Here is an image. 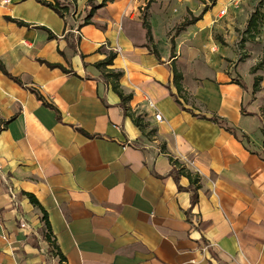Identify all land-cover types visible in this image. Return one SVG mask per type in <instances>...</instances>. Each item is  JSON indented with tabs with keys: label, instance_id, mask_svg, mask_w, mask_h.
Segmentation results:
<instances>
[{
	"label": "crops",
	"instance_id": "1",
	"mask_svg": "<svg viewBox=\"0 0 264 264\" xmlns=\"http://www.w3.org/2000/svg\"><path fill=\"white\" fill-rule=\"evenodd\" d=\"M68 1L61 18L0 0V60L22 83L0 72V264H264V67L251 73L264 15L248 37L252 0H153L158 60L143 47L147 0H93L87 25L88 0ZM201 13L171 51L176 26ZM180 169L198 178L194 206Z\"/></svg>",
	"mask_w": 264,
	"mask_h": 264
},
{
	"label": "trees",
	"instance_id": "2",
	"mask_svg": "<svg viewBox=\"0 0 264 264\" xmlns=\"http://www.w3.org/2000/svg\"><path fill=\"white\" fill-rule=\"evenodd\" d=\"M35 2L39 3L40 5H43L49 9H51L52 11H54L59 17L64 18L66 15H68L71 11V9L73 8L74 2H70L68 0H51V1H47V0H34ZM93 0H88L87 1V6L91 7L90 11L88 12V14L86 15L82 25H87L90 23V18L93 15L96 7L92 4ZM106 1L109 0H103V3H105ZM153 0H147L145 6L143 7L144 12L141 15V26L142 28L145 30L146 32V44L143 45V47L147 48V50L153 54L158 60H160L159 58V54L156 50V48L154 46H150V43L152 42V37H151V29H150V25L149 22L147 21V13L146 11L148 10L150 4L152 3ZM212 2V4H215V0H210ZM206 11V8L203 9L202 13H204ZM202 13L197 16H190L189 18H185L184 21L179 25L178 28H176L174 30V35L170 37V43H171V51L174 50V42H173V38L174 36H177L181 31H183L186 27L193 25L194 23H196L199 19H201ZM7 21L13 22L15 23L17 26L19 27H30L29 25L25 24L24 22L15 20V19H11L9 17L5 18ZM261 21V17L258 16V14L255 12L247 21L246 25H245V30L243 32V34H247L248 37H252L254 36L252 34V32L257 29L259 23ZM44 29V28H41ZM47 33H48V38L52 39L55 38V36L53 34H51L49 31H47L46 29H44ZM115 58V54H109L106 59L102 62H100L97 67H104L107 68L108 66L112 65V62ZM39 63L41 64H45L47 67L49 68H55V67H59V65H55V64H50L44 61H39ZM264 67V55L263 57L260 59V61H258V63L251 68V73L255 74L257 71L262 70ZM63 69V68H61ZM64 70V69H63ZM0 72L6 76L8 79H10L11 81H13L14 83L22 86L21 80L18 77H14L11 74H9L3 63L0 60ZM121 76V73H115L111 70H107V73L105 75V77H111L114 80H118L119 77ZM172 76H173V84L176 88L177 94H180L183 91L182 85H181V79H182V75L181 73L173 66L172 67ZM261 77L260 76H256L254 77V83H253V91L258 90V86L259 83L261 81ZM113 90L117 93V95L120 97L121 101H124V97L122 96V93L120 91L119 85L118 83H113ZM31 92L36 96V98L40 101L43 102V98L35 91V90H31ZM203 119H208L212 122H214L215 124L218 125H223L227 130H229V128H227L225 122L215 116L212 117H202ZM133 122L134 124L142 131L143 130V124L140 121L139 117H133ZM175 166H177V164L175 163ZM179 173V172H178ZM181 175H184L188 178L189 180V189L192 191V196H191V206H194L197 202V188H198V178L196 176H193L192 174H190L187 171H184L182 169H180V173ZM173 178L175 179V181H177L176 175L173 176ZM28 198L29 201L31 202V204L39 207L40 205L38 204L37 200L34 198V196L30 195V194H25ZM42 220L44 223V230H41L40 233L44 236V238L46 239V241L49 242L52 251L54 252V254L58 255V251L56 246L54 245V243L51 241V229H50V225L49 222L47 220L46 217V213L43 212V216H42ZM60 263H64V260L62 257H60Z\"/></svg>",
	"mask_w": 264,
	"mask_h": 264
},
{
	"label": "rangeland",
	"instance_id": "3",
	"mask_svg": "<svg viewBox=\"0 0 264 264\" xmlns=\"http://www.w3.org/2000/svg\"><path fill=\"white\" fill-rule=\"evenodd\" d=\"M236 5H237V3H236ZM252 10L255 11L258 14V16H260V15L263 16L264 15V1L263 0L262 1H253L252 0V3L250 5H245V12L246 13H253V12H251ZM261 10H263V11H261ZM140 12L143 13L144 10H141ZM178 27H179V25L176 26V28H178ZM173 34H174V31H173ZM263 55H264V51L261 53V55L259 56V58H257L258 59L257 61H259L262 58Z\"/></svg>",
	"mask_w": 264,
	"mask_h": 264
},
{
	"label": "built area",
	"instance_id": "4",
	"mask_svg": "<svg viewBox=\"0 0 264 264\" xmlns=\"http://www.w3.org/2000/svg\"><path fill=\"white\" fill-rule=\"evenodd\" d=\"M224 14H225V10H221V11L219 12L218 17H221V16H223ZM262 30L264 31V25H263V27H262ZM155 120H157V121H161V120H162V116H161L159 113H156V114H155ZM19 226H20V228H26V224L23 222L22 219L19 220Z\"/></svg>",
	"mask_w": 264,
	"mask_h": 264
}]
</instances>
